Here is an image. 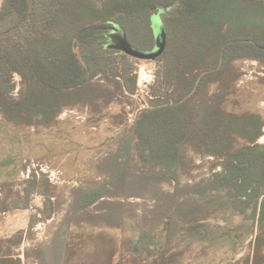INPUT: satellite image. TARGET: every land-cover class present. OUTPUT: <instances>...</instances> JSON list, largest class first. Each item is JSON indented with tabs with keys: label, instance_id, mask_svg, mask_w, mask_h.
<instances>
[{
	"label": "trees",
	"instance_id": "1",
	"mask_svg": "<svg viewBox=\"0 0 264 264\" xmlns=\"http://www.w3.org/2000/svg\"><path fill=\"white\" fill-rule=\"evenodd\" d=\"M27 10L28 0H2L0 33L18 25ZM158 11L164 13L166 47L155 60L147 107L107 155L105 182L81 191L79 210L104 201L116 187L156 201L187 163L214 158L219 170L183 195L178 213L192 221V208L201 202L250 211L258 234L245 264H264V144L256 142L263 123L228 104L233 63L264 57V1L34 0L30 21L0 40V112L14 124L46 126L66 109L107 108L120 97L132 98L139 90L132 57L112 49L109 36L121 30L134 48L132 38L141 32L151 41L144 51H151ZM33 191L11 209L3 202L0 214L29 209ZM68 235L66 230L61 246ZM22 241L23 232L0 240V264H23L19 254L3 250L4 243Z\"/></svg>",
	"mask_w": 264,
	"mask_h": 264
},
{
	"label": "rangeland",
	"instance_id": "2",
	"mask_svg": "<svg viewBox=\"0 0 264 264\" xmlns=\"http://www.w3.org/2000/svg\"><path fill=\"white\" fill-rule=\"evenodd\" d=\"M155 15L163 23L164 13L155 12L153 20ZM132 42L141 52L151 45L141 32ZM154 48L153 44L151 51ZM131 61L138 92L132 98L120 97L107 108L66 109L46 126L14 124L0 112V206L5 202L11 209L34 190L29 209L0 214V240L23 232L22 244L4 243L3 250L19 254L23 264H162L163 258L169 264H245L258 234L250 211L242 214L235 208L201 202L192 208V221L178 213L183 195L219 170L214 158L198 156L187 163L179 181L165 187L167 194L156 201L132 197L116 187L104 201L79 210L81 191L105 182L107 155L118 150L147 107L158 63L133 57ZM232 73L229 110L247 118L259 116L263 135L256 142L264 144V57L235 61ZM168 209L170 214L165 212ZM166 217L171 224L168 230ZM28 218V227L17 230ZM191 225L199 226L195 233L190 232ZM66 230L69 235L61 246ZM142 235L147 243L135 256L134 244ZM159 238L167 241L159 242Z\"/></svg>",
	"mask_w": 264,
	"mask_h": 264
},
{
	"label": "water",
	"instance_id": "3",
	"mask_svg": "<svg viewBox=\"0 0 264 264\" xmlns=\"http://www.w3.org/2000/svg\"><path fill=\"white\" fill-rule=\"evenodd\" d=\"M33 13L34 0H28V10L26 17L23 18L18 25L14 26L10 30L0 33V40H3L18 33L30 21L33 16ZM159 19V15H155V19H152V26L156 38V47L153 51L141 52L137 49H134L128 41L126 34L124 33L123 35H121L119 31H115L109 36L111 41L110 47L114 50L120 51L136 59L155 61L163 53L166 47V32L163 23Z\"/></svg>",
	"mask_w": 264,
	"mask_h": 264
},
{
	"label": "flooded vegetation",
	"instance_id": "4",
	"mask_svg": "<svg viewBox=\"0 0 264 264\" xmlns=\"http://www.w3.org/2000/svg\"><path fill=\"white\" fill-rule=\"evenodd\" d=\"M119 32H120L121 35L124 34L121 30H120ZM155 40H156V38H155ZM155 47H156V45H155ZM154 49H155V48H154ZM154 49H153V50H154ZM165 227H166V230H168V228H169V223H165ZM163 237H165V236H163ZM146 241H147V236H145V235H142V236L136 241V243L134 244V245H135V249H136V250H134V255H135V256H137V255L141 252L142 247L144 248V245L147 243ZM158 241H159V242H163V241H167V239H166V238H165V239H163V238H162V239L159 238ZM152 242H153V244L155 245V250H158L159 245L156 244V240H152ZM149 248H151V247L149 246Z\"/></svg>",
	"mask_w": 264,
	"mask_h": 264
},
{
	"label": "crops",
	"instance_id": "5",
	"mask_svg": "<svg viewBox=\"0 0 264 264\" xmlns=\"http://www.w3.org/2000/svg\"><path fill=\"white\" fill-rule=\"evenodd\" d=\"M1 1H2V0H0V3H1ZM9 219L11 220V218H8V220H9ZM28 225H29V218H28V220H26L25 222L22 223V226H23V227H19L17 230H24L25 228L28 227ZM21 258H22V257H21Z\"/></svg>",
	"mask_w": 264,
	"mask_h": 264
}]
</instances>
